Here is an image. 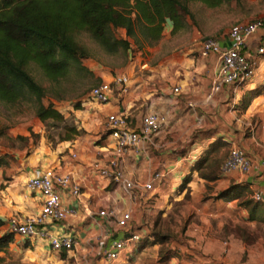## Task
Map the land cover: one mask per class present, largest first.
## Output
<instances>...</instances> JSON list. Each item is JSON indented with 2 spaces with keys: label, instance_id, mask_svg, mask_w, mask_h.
I'll list each match as a JSON object with an SVG mask.
<instances>
[{
  "label": "crops",
  "instance_id": "crops-1",
  "mask_svg": "<svg viewBox=\"0 0 264 264\" xmlns=\"http://www.w3.org/2000/svg\"><path fill=\"white\" fill-rule=\"evenodd\" d=\"M208 17L198 14L194 18L195 22L191 23L186 16L189 27L175 34H172L173 22L167 20L158 44L149 47L144 54L132 53L126 64L115 68L113 73L92 59L86 60L91 63L90 69L102 82H110L118 74L127 76V92L123 93L119 86H113L107 102L97 103L92 99L85 102L82 109L75 113L79 126L85 131L83 135L59 142L54 147L41 140L30 155L16 158L14 170L0 167V217L5 221L1 233L9 231V221L12 218L24 220L40 212L42 198L39 194L29 192L26 184L31 177L47 168L69 174L72 182L79 186L77 196L72 195L71 186L59 191L63 205L75 209L73 216L62 222L47 221L38 226L46 227L55 235L71 234L77 239L78 244L73 250L54 251V254L62 258L61 262L73 257L74 264H77L93 253L100 257L99 263L103 262L104 249L124 233L116 231L113 222L106 216L98 215L100 210L114 211L117 215L130 212V230L140 234L147 232L146 227L140 230L133 228L140 218V210L145 209L140 207L138 196L131 198L112 179L102 177L91 169L93 162L109 167L117 158L114 141L105 133L107 116L114 113H123L130 129H137L146 113H157L163 118L161 130L149 144H142L145 152L133 150L119 160L120 167L128 177L146 181L150 174L157 172L155 162L157 157L160 158L161 182L156 183L151 192L158 191L162 200L174 191L181 194L189 189L192 195L204 192L203 185L194 190L191 184L194 179L187 183L185 189L179 188L182 180L195 172L197 179L207 187L213 188L215 185V191L209 193L204 200L207 208L221 207L220 213L215 208V219L229 216L231 203L239 201L232 199L230 194L221 195V192L228 190L233 184L244 186L247 195L260 193L264 203V93L254 97L241 112L238 104L245 94L242 87L225 85L218 92L212 93V80L217 72L219 59L214 53H203L200 40L210 36L217 39L221 46H228L227 33L231 26L220 35L203 34V31H207L203 23ZM208 31L212 33L213 29ZM260 33L261 31L257 32L245 42L241 49L243 53L250 56L255 52ZM262 60L264 61V57L260 59L257 75L264 71ZM253 85L248 86L252 88ZM175 87L179 88L178 92H174ZM195 130L205 131L208 136L199 144L193 143L197 156L198 151L206 149L220 137L227 144L237 143L248 153L251 159L249 173H221L212 182L200 178L196 171L190 169V163L193 162L186 160L188 163L184 164L180 154L182 147L190 144L189 135ZM185 139V144H182ZM151 157L152 164L149 163ZM239 206L242 215H246L242 217L247 221V208ZM29 240L31 243L34 240L38 243L36 253L51 250L49 240L44 236L38 235ZM140 253L135 248L127 254L126 260L136 258ZM202 264L223 263L207 260Z\"/></svg>",
  "mask_w": 264,
  "mask_h": 264
},
{
  "label": "trees",
  "instance_id": "trees-1",
  "mask_svg": "<svg viewBox=\"0 0 264 264\" xmlns=\"http://www.w3.org/2000/svg\"><path fill=\"white\" fill-rule=\"evenodd\" d=\"M241 1L0 0V105L9 108L30 105L41 122H51L50 127L63 131L58 134V143L73 140L84 130L72 115L68 118L52 103L46 104L45 98L51 90L54 97L63 99L60 94L68 91L66 82L72 80V86H75L78 84L76 79L94 78V83L86 86L79 97L89 95L102 79L82 61L92 59L113 73L115 68L126 64L132 53L144 54L149 47L158 44L167 20L173 22L172 34L186 30L190 25L186 16L191 23L195 22L192 5L215 9ZM82 35L86 36L88 43L78 40ZM103 58L118 59L119 63L105 64ZM34 66L48 83L46 88L32 74ZM75 89L76 86L70 91ZM263 93L264 87L246 91V97L240 100L241 110L244 111L254 97ZM79 106L75 110L80 109ZM219 139L209 144L191 169L207 182L215 181L221 174L220 160H216L210 172L203 171L204 167H212L210 155L225 147V142H218ZM9 159L8 153L0 152V167L6 166ZM190 180L191 177L186 176L179 188L185 189ZM245 192L244 186L233 184L221 195L230 194L232 199L240 200ZM239 204L248 209L247 221L264 222L261 216L264 211L259 202L246 200ZM4 224L0 217V230ZM14 239V233L0 232V253L6 251ZM154 241L155 244L161 243ZM3 261L4 257L0 255V264Z\"/></svg>",
  "mask_w": 264,
  "mask_h": 264
},
{
  "label": "rangeland",
  "instance_id": "rangeland-1",
  "mask_svg": "<svg viewBox=\"0 0 264 264\" xmlns=\"http://www.w3.org/2000/svg\"><path fill=\"white\" fill-rule=\"evenodd\" d=\"M191 9L196 15L209 16L203 23L204 28L207 30L203 31V34L208 35H220L223 30L237 22L264 19V0H242L240 4L231 3L215 9H206L201 5L194 4ZM211 28L213 32L209 33L208 30H211ZM78 40L85 43L89 41L84 35L78 37ZM103 62L114 65L118 64L119 60L103 58ZM82 63L87 67L91 64L86 60ZM32 74L44 88L48 86V83L35 66L32 68ZM74 76L72 74V77ZM94 81V78L76 79L78 83L75 85L76 89L70 91L71 88L75 87L72 86L73 81L70 80L65 83L68 91H63L60 94L64 97L63 99L54 97L53 94L55 93L50 90L46 94L45 103H52L56 109L68 118L72 115L79 125L75 113L82 109L85 102L87 103L90 100L88 93L79 97L80 92ZM252 83L254 85L251 88L248 85ZM249 84L242 87L245 89V94L248 90H260L264 87V71L258 73V75L256 74V78ZM245 94L243 95L244 98L246 97ZM78 104L80 109L75 110ZM238 106V110L241 112V101ZM50 124L51 122H41L30 105L23 104L14 108L0 105V152L8 153L11 158L4 168L14 170L17 163L16 158L30 155L41 140L50 147H54L58 143V134H63V131L60 128L53 129ZM84 133L85 131L81 135ZM206 136L205 131L195 130L189 135L190 144L182 147L180 154L183 163L193 162L190 163V169L205 151L204 148L201 149L198 151L199 155L197 156L194 152L196 147L193 148L192 145L193 143L199 144ZM186 140L182 144H185ZM218 142L225 141L220 138ZM224 144V148L217 149L216 152L210 155L212 167H204V172L213 170L216 160H220L221 164L223 163L232 146L226 142ZM235 145L238 146L237 143ZM152 162L153 158L149 163L152 164ZM10 164L13 165L10 166ZM155 164L156 170L161 171L160 158L157 157ZM194 173L187 176L194 179L191 183L194 190L201 188V185L204 186L205 191L202 193L192 195L189 189L181 194L174 191L168 193L167 197L162 200L158 191L149 192L148 194L136 192L140 207L148 208V211H145V209L140 210V218L133 228L140 230L142 227H146L147 232L141 233V240L136 246L141 253L136 258L126 260L127 254H129L126 251L118 261L120 264H127L125 261L129 264H202L207 260L223 264H264V222L245 221L242 216L246 215H242V209L238 204L240 201L246 200H250L252 203L255 202L252 193L248 195L245 193L238 202H232L229 216L215 219L213 217L217 211L215 208L220 213L221 207L207 208L204 204L205 197L215 191V185L213 188L207 187L203 181L197 179ZM188 186L190 188L189 184ZM259 203L264 211V203ZM247 210L245 209V212ZM246 214L248 215V211ZM261 216L264 219V212ZM123 237L124 234L119 238ZM27 240L29 239L15 238L11 243L12 245H9L6 251L0 253L4 257L2 264H74L73 257L69 261L64 258L66 260L61 262L60 259L62 258L60 255L54 254L55 250L51 247V250H46L42 254L36 253L35 249L38 243L35 240L33 243ZM154 240L161 243L155 244L156 241ZM99 259L100 257L93 253L86 256L85 259L82 258V261L80 260L77 264H109L107 260L105 261V258L101 263H99Z\"/></svg>",
  "mask_w": 264,
  "mask_h": 264
},
{
  "label": "built area",
  "instance_id": "built-area-1",
  "mask_svg": "<svg viewBox=\"0 0 264 264\" xmlns=\"http://www.w3.org/2000/svg\"><path fill=\"white\" fill-rule=\"evenodd\" d=\"M261 31L255 52L248 56L242 52L245 42ZM228 46H221L217 39L204 37L200 40V48L203 53H214L218 55L219 66L212 80V93L218 92L225 85L244 87L251 83L256 77L260 59L264 57V20L242 21L233 24L228 33ZM128 77L124 74L115 75L110 82H101L94 86L89 92V98L105 103L113 92V86H119L120 91L127 92ZM179 88L175 87L174 92ZM163 118L157 113H146L141 118V124L137 129L127 127V117L123 113H114L107 116L106 132L114 140V151L116 158L110 166H102L93 162L91 169L100 176L112 179L120 185L122 190L131 198L136 197V192H151L155 184L161 182V171L150 174L148 180L140 181L128 177L120 167L119 160L128 152H137L146 149L142 144H149L152 138L161 130ZM251 168V159L248 153L240 146L232 145L227 157L221 165V173H238L246 175ZM71 186L72 195H79V186L73 183L69 174H61L51 168L43 170L39 175L31 177L26 187L31 193L39 194L42 198L40 212L35 216L19 220L12 218L9 221V231L15 237L30 239L35 236H44L49 240L50 247L55 251H70L78 244L77 239L71 234L55 235L46 227L38 228L45 222H62L75 214L74 208L63 205L59 191ZM255 201L263 202L260 193L252 195ZM100 216H106L115 227L116 231L124 233L123 238L112 240L104 249V258L109 264H119L123 254L132 252L141 240L139 232H132L129 228L131 220L130 212H122L117 215L114 211L100 210ZM44 226V225H43Z\"/></svg>",
  "mask_w": 264,
  "mask_h": 264
}]
</instances>
